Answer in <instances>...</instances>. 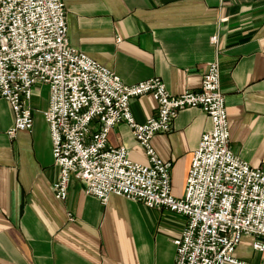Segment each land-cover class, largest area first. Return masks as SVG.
Returning a JSON list of instances; mask_svg holds the SVG:
<instances>
[{
    "label": "crops",
    "instance_id": "crops-1",
    "mask_svg": "<svg viewBox=\"0 0 264 264\" xmlns=\"http://www.w3.org/2000/svg\"><path fill=\"white\" fill-rule=\"evenodd\" d=\"M71 46L115 72L126 84L160 77L178 96L199 91L209 63L221 66L231 149L254 168L264 167V0H65ZM217 36V42L212 38ZM49 86L34 87V126L14 140L9 103L0 96V264H174L187 218L112 195L106 205L73 180L68 199L56 198ZM139 123L155 117L151 95L131 100ZM212 128L200 109L181 111L170 132L152 145L172 163V190L183 197L194 152ZM109 145L127 147L148 163L130 127L118 124ZM74 220L70 219L69 215ZM245 235L235 257L264 264Z\"/></svg>",
    "mask_w": 264,
    "mask_h": 264
},
{
    "label": "built area",
    "instance_id": "built-area-1",
    "mask_svg": "<svg viewBox=\"0 0 264 264\" xmlns=\"http://www.w3.org/2000/svg\"><path fill=\"white\" fill-rule=\"evenodd\" d=\"M67 15L65 0H0V96L14 114L8 136L14 140L33 129V89L49 86L43 115L59 170L52 185L56 198L65 202L70 183L78 180L104 205L117 195L185 216L187 225L174 240V264H249L235 257L245 235L255 238L254 250L264 255V167H252L231 149L220 63L208 64L199 91L174 96L160 77L129 85L71 46ZM146 95L158 111L139 123L130 102ZM186 109L204 111L212 128L194 152L184 196L176 197L172 163L159 157L152 138L170 132ZM121 123L145 150L147 164L133 161L127 147L109 145Z\"/></svg>",
    "mask_w": 264,
    "mask_h": 264
}]
</instances>
